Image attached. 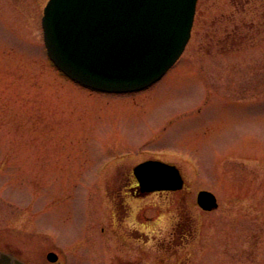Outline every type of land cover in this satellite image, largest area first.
Listing matches in <instances>:
<instances>
[{
    "label": "rangeland",
    "instance_id": "obj_1",
    "mask_svg": "<svg viewBox=\"0 0 264 264\" xmlns=\"http://www.w3.org/2000/svg\"><path fill=\"white\" fill-rule=\"evenodd\" d=\"M48 1L0 0V253L264 264V0H198L175 66L116 95L50 61ZM148 156L178 166L184 189L131 197L125 176ZM204 190L217 209L197 204Z\"/></svg>",
    "mask_w": 264,
    "mask_h": 264
},
{
    "label": "water",
    "instance_id": "obj_2",
    "mask_svg": "<svg viewBox=\"0 0 264 264\" xmlns=\"http://www.w3.org/2000/svg\"><path fill=\"white\" fill-rule=\"evenodd\" d=\"M197 0H50L43 17L48 53L70 78L103 92H132L160 80L182 55ZM145 192L180 190L175 166L146 162L135 169ZM204 210L218 207L200 191ZM51 262L57 256L49 255ZM0 264H26L0 253Z\"/></svg>",
    "mask_w": 264,
    "mask_h": 264
},
{
    "label": "flooded vegetation",
    "instance_id": "obj_3",
    "mask_svg": "<svg viewBox=\"0 0 264 264\" xmlns=\"http://www.w3.org/2000/svg\"><path fill=\"white\" fill-rule=\"evenodd\" d=\"M149 160H161V161H164V160H162V158H160V157H158V156H148V158L147 159H145L144 161H142V162H145V161H149ZM142 162H140V163H142ZM164 162H166V161H164ZM140 163H138V164H140ZM167 163H169V162H167ZM138 164H136L133 168H132V170H131V172H129V175H126L125 177V182L126 183H130V184H133V186H131V188H130V191H129V195L131 196V197H133L134 199H137V200H139L141 197H143V196H145V195H147V193H144V192H142L141 190H140V187H139V179H138V177L136 176V174H135V172H134V168L138 165ZM171 164V163H170ZM115 181H117V179H115ZM128 214V213H127ZM127 234V237L129 238V240H133L132 239V237H134V238H136V236L135 235H137V237H140L142 234H140L139 235V233L138 232H126L125 233V235ZM140 240V239H139ZM136 241V240H135ZM138 242V241H137ZM52 252V251H51ZM49 253V252H48ZM48 253L46 254V258H47V255H48ZM44 264H49V261H48V259H47V263H44Z\"/></svg>",
    "mask_w": 264,
    "mask_h": 264
},
{
    "label": "trees",
    "instance_id": "obj_4",
    "mask_svg": "<svg viewBox=\"0 0 264 264\" xmlns=\"http://www.w3.org/2000/svg\"><path fill=\"white\" fill-rule=\"evenodd\" d=\"M229 36H230V35H229ZM227 38H228V39H231L232 37H231V38H230V37H227ZM234 40H236V38H235V37H234Z\"/></svg>",
    "mask_w": 264,
    "mask_h": 264
}]
</instances>
